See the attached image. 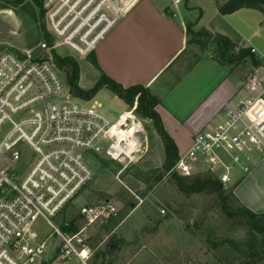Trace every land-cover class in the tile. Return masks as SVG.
Instances as JSON below:
<instances>
[{
	"label": "built area",
	"instance_id": "built-area-1",
	"mask_svg": "<svg viewBox=\"0 0 264 264\" xmlns=\"http://www.w3.org/2000/svg\"><path fill=\"white\" fill-rule=\"evenodd\" d=\"M131 1L42 4L57 45L86 56ZM45 48L42 42L36 50L0 55V264H93L110 237L95 229L116 218L114 201L75 207L71 229L57 220L94 176L88 152L131 161L147 152L144 119L129 107L112 120L102 104L81 100L56 66L40 58ZM262 65L244 81L246 95L234 97L217 122L195 133L167 175L190 177L204 168L232 185L250 171L256 155L264 157ZM39 218L52 229L48 235L34 230Z\"/></svg>",
	"mask_w": 264,
	"mask_h": 264
},
{
	"label": "rangeland",
	"instance_id": "rangeland-1",
	"mask_svg": "<svg viewBox=\"0 0 264 264\" xmlns=\"http://www.w3.org/2000/svg\"><path fill=\"white\" fill-rule=\"evenodd\" d=\"M11 1L0 8V55L6 51L21 54L36 50L45 42L47 48L40 51V58L56 66L69 89L73 69L68 63L59 65L55 54L77 62L79 80L80 71L84 77L82 86L88 87L98 80L99 74L91 63L92 49L83 56L57 45V39L49 31L45 13L41 18L34 0ZM203 4L206 3L203 1ZM207 15H211L209 9ZM196 39L190 37V54L196 52L198 56L208 46L209 50L202 55L205 59H210L211 51L218 55L215 38L202 37L204 44L197 43ZM232 51H238V48ZM189 59L192 60L191 57ZM230 65L245 74L244 80L255 69L244 57ZM199 69L193 72L196 78L200 75ZM239 94L246 95L243 91ZM80 99L102 104V111L112 120L130 107L105 87L90 99ZM137 103L136 100V106ZM142 118L147 152L133 161L127 158L114 160L103 151L88 152L86 156L94 176L65 210L70 215L75 207L79 209L84 204L106 199L114 201L118 207L114 220L95 229L96 235L110 234V237L107 245L94 256L93 264H264V231L252 228L237 214L242 204L230 197L227 211L218 195L210 190L193 193L180 190L164 172L163 141L152 122ZM137 169L143 171L141 176ZM154 170L157 172L153 173ZM198 171L190 176L191 179L214 177L204 168ZM233 188V185H223L225 194ZM33 228L41 235L52 232L42 218L34 223ZM112 244L115 248L109 254Z\"/></svg>",
	"mask_w": 264,
	"mask_h": 264
},
{
	"label": "crops",
	"instance_id": "crops-1",
	"mask_svg": "<svg viewBox=\"0 0 264 264\" xmlns=\"http://www.w3.org/2000/svg\"><path fill=\"white\" fill-rule=\"evenodd\" d=\"M228 1L132 0L92 49L99 76L102 71L124 87L141 84L158 97L155 108L180 152L189 148L196 132L221 118L245 81L244 73L218 62L213 51L205 59L202 55L208 46L198 56L190 54L192 36L187 24L194 31L210 33L214 42L223 36L253 48L263 61L260 71L264 72L263 11L244 6L223 14L218 7ZM215 45L218 50L220 42ZM198 68L196 78L193 72ZM83 78L80 71V86ZM232 185L242 205L264 213V157L256 155L250 171Z\"/></svg>",
	"mask_w": 264,
	"mask_h": 264
},
{
	"label": "trees",
	"instance_id": "trees-1",
	"mask_svg": "<svg viewBox=\"0 0 264 264\" xmlns=\"http://www.w3.org/2000/svg\"><path fill=\"white\" fill-rule=\"evenodd\" d=\"M34 1L36 6L38 7L41 18H43L45 11L43 9L42 0ZM10 2L13 1H0V8H3ZM244 6L257 7L261 9L264 13V0H229L223 5H219L218 9L221 13L225 14L233 12ZM187 31L192 37L197 38V42L199 43H203L202 37L212 36L210 33L194 31L190 23L187 24ZM216 41L220 42V45L218 46L219 51L218 55L216 56V60L222 64L230 65L233 61H238L242 57L247 59L254 68L263 64L262 59L257 57L254 51H252V48L250 47L240 46L229 38L223 36L217 37ZM236 47L238 48V51H232V49ZM55 58L58 61L59 65L68 63L72 67L73 71L71 77L69 78V85L71 87L70 90L77 97L90 99L95 94H97L100 89L105 87L112 90L119 99L124 101L130 107L135 108L136 112L140 116L149 119L155 127L156 131L158 132L161 140L163 141L165 152L164 172H167L173 166V164L178 158V148L173 138L165 130L161 117L155 108L156 105L159 103V99L156 95H154L148 88L141 84H136L130 87H124L102 71L100 72V76L94 86L89 89H82L78 85L79 66L77 62L70 58H60V56H58L57 54H55ZM91 63L97 66L93 52L91 53ZM136 100L138 102L137 106L135 105ZM137 171L141 176L143 171L139 169H137ZM156 172L157 170L153 171V173ZM139 175L137 177H140ZM155 175L157 176V174ZM170 177L173 179L176 186L185 193L202 192L205 190H210L211 192L216 193L220 199L222 207L227 211L230 208V204H228V199L230 197L236 199L233 191H231L229 194H225L222 183L212 176L191 179V177L189 176H182L177 173H171ZM65 210L62 212L57 222L62 229L66 230L74 227V221L78 216L76 210L74 209L72 210V213L70 215L66 213ZM237 210V214L239 216H242L252 226V228L256 229L257 231H264V213H256L250 210L249 208L245 207L244 205H242ZM249 245L251 246V244Z\"/></svg>",
	"mask_w": 264,
	"mask_h": 264
},
{
	"label": "water",
	"instance_id": "water-1",
	"mask_svg": "<svg viewBox=\"0 0 264 264\" xmlns=\"http://www.w3.org/2000/svg\"><path fill=\"white\" fill-rule=\"evenodd\" d=\"M114 248H115V245L112 244L111 247H110L109 254H111L113 252Z\"/></svg>",
	"mask_w": 264,
	"mask_h": 264
},
{
	"label": "flooded vegetation",
	"instance_id": "flooded-vegetation-1",
	"mask_svg": "<svg viewBox=\"0 0 264 264\" xmlns=\"http://www.w3.org/2000/svg\"><path fill=\"white\" fill-rule=\"evenodd\" d=\"M44 9V8H43ZM45 11V10H44Z\"/></svg>",
	"mask_w": 264,
	"mask_h": 264
}]
</instances>
